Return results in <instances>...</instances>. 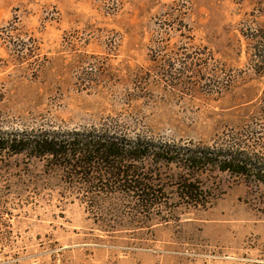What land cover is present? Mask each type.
Returning a JSON list of instances; mask_svg holds the SVG:
<instances>
[{
    "label": "rangeland",
    "instance_id": "1",
    "mask_svg": "<svg viewBox=\"0 0 264 264\" xmlns=\"http://www.w3.org/2000/svg\"><path fill=\"white\" fill-rule=\"evenodd\" d=\"M53 131L264 168V0H0V137ZM176 174L147 211L0 153V264H264V183L203 174L197 206Z\"/></svg>",
    "mask_w": 264,
    "mask_h": 264
},
{
    "label": "trees",
    "instance_id": "2",
    "mask_svg": "<svg viewBox=\"0 0 264 264\" xmlns=\"http://www.w3.org/2000/svg\"><path fill=\"white\" fill-rule=\"evenodd\" d=\"M0 153L44 162L61 172L66 183L91 187L84 191L86 202L118 194L147 211L162 206L165 192L158 177L171 167L178 172L171 179L178 199L197 206L202 205L198 178L203 174L219 172L245 183H264V168L239 153L156 144L107 132L13 134L0 137ZM98 184L110 189H93Z\"/></svg>",
    "mask_w": 264,
    "mask_h": 264
}]
</instances>
